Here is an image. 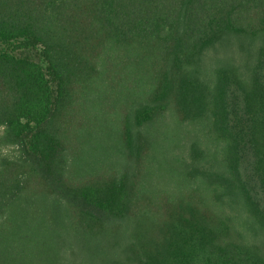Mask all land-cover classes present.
Here are the masks:
<instances>
[{"label": "trees", "instance_id": "trees-1", "mask_svg": "<svg viewBox=\"0 0 264 264\" xmlns=\"http://www.w3.org/2000/svg\"><path fill=\"white\" fill-rule=\"evenodd\" d=\"M231 84L264 167V0H0V264H264Z\"/></svg>", "mask_w": 264, "mask_h": 264}, {"label": "rangeland", "instance_id": "rangeland-1", "mask_svg": "<svg viewBox=\"0 0 264 264\" xmlns=\"http://www.w3.org/2000/svg\"><path fill=\"white\" fill-rule=\"evenodd\" d=\"M33 54L35 55L36 59L39 60L47 69V63L39 56V50L34 51ZM48 75L51 77L49 73ZM227 92V119L232 125L233 131L237 133L239 140L238 153L240 155V159L238 168L241 173V178L246 184L252 198L258 203V207L264 212V167L259 165V156L251 142V124L253 116L248 113L246 109L245 94L240 88L231 84ZM103 101L106 103L105 108L107 110L110 108L113 109L114 106L117 107L119 104V101H117L115 98H106V96ZM82 115H85V113L82 112ZM91 150L94 151V149ZM123 245L125 244L123 243ZM127 250L129 249L126 248L125 251L122 250V248L102 250L104 256L103 261L102 259H94L92 257L88 258V254L85 252L82 253V255L87 257L89 262L93 260L95 264H110L111 262H114L115 259H119L120 261L128 259L130 254L127 252ZM77 264H80V262L77 261Z\"/></svg>", "mask_w": 264, "mask_h": 264}]
</instances>
